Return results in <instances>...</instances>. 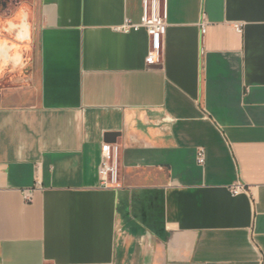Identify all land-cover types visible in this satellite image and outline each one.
<instances>
[{
    "label": "crops",
    "instance_id": "crops-1",
    "mask_svg": "<svg viewBox=\"0 0 264 264\" xmlns=\"http://www.w3.org/2000/svg\"><path fill=\"white\" fill-rule=\"evenodd\" d=\"M167 3L0 4V264H264V0Z\"/></svg>",
    "mask_w": 264,
    "mask_h": 264
},
{
    "label": "built area",
    "instance_id": "built-area-1",
    "mask_svg": "<svg viewBox=\"0 0 264 264\" xmlns=\"http://www.w3.org/2000/svg\"><path fill=\"white\" fill-rule=\"evenodd\" d=\"M167 0H143V15L141 22L132 23L129 20L119 27V29L129 32L130 30H139L144 27L149 36V50L146 58L148 65H159L163 61L164 40L167 33ZM238 30L241 27L236 25ZM120 147L116 143H103L102 161L99 168L101 184L105 188H120L122 186L119 168ZM197 161L200 164L205 162V150L203 147L197 149ZM247 188L244 184L238 182L230 186L232 194L236 195ZM35 187L22 190L23 198L26 202L33 199ZM46 264H56L55 262H46Z\"/></svg>",
    "mask_w": 264,
    "mask_h": 264
},
{
    "label": "flooded vegetation",
    "instance_id": "flooded-vegetation-1",
    "mask_svg": "<svg viewBox=\"0 0 264 264\" xmlns=\"http://www.w3.org/2000/svg\"><path fill=\"white\" fill-rule=\"evenodd\" d=\"M32 0H0V4H7L18 8L23 4H29Z\"/></svg>",
    "mask_w": 264,
    "mask_h": 264
},
{
    "label": "rangeland",
    "instance_id": "rangeland-1",
    "mask_svg": "<svg viewBox=\"0 0 264 264\" xmlns=\"http://www.w3.org/2000/svg\"><path fill=\"white\" fill-rule=\"evenodd\" d=\"M29 52L27 53L26 60L32 59V46L28 48Z\"/></svg>",
    "mask_w": 264,
    "mask_h": 264
}]
</instances>
